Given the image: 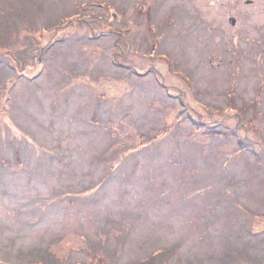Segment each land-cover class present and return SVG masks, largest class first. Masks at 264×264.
Listing matches in <instances>:
<instances>
[{"label":"rangeland","instance_id":"374dc122","mask_svg":"<svg viewBox=\"0 0 264 264\" xmlns=\"http://www.w3.org/2000/svg\"><path fill=\"white\" fill-rule=\"evenodd\" d=\"M0 264H264V0H0Z\"/></svg>","mask_w":264,"mask_h":264},{"label":"water","instance_id":"95a60500","mask_svg":"<svg viewBox=\"0 0 264 264\" xmlns=\"http://www.w3.org/2000/svg\"><path fill=\"white\" fill-rule=\"evenodd\" d=\"M235 18L233 17V16H231V17H229L228 18V21H229V23L231 24V25H233L234 23H235Z\"/></svg>","mask_w":264,"mask_h":264},{"label":"trees","instance_id":"16d2710c","mask_svg":"<svg viewBox=\"0 0 264 264\" xmlns=\"http://www.w3.org/2000/svg\"><path fill=\"white\" fill-rule=\"evenodd\" d=\"M52 256V255H51ZM51 258H53V257H51Z\"/></svg>","mask_w":264,"mask_h":264}]
</instances>
